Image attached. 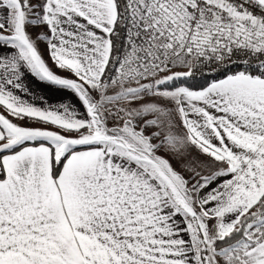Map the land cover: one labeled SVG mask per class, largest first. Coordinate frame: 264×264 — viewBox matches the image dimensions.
Listing matches in <instances>:
<instances>
[{
  "label": "snow or ice",
  "instance_id": "obj_1",
  "mask_svg": "<svg viewBox=\"0 0 264 264\" xmlns=\"http://www.w3.org/2000/svg\"><path fill=\"white\" fill-rule=\"evenodd\" d=\"M0 264H264V0H0Z\"/></svg>",
  "mask_w": 264,
  "mask_h": 264
},
{
  "label": "crops",
  "instance_id": "obj_2",
  "mask_svg": "<svg viewBox=\"0 0 264 264\" xmlns=\"http://www.w3.org/2000/svg\"><path fill=\"white\" fill-rule=\"evenodd\" d=\"M40 47H41V50H44L45 45L41 44ZM45 56L47 57V53L46 52H45Z\"/></svg>",
  "mask_w": 264,
  "mask_h": 264
}]
</instances>
